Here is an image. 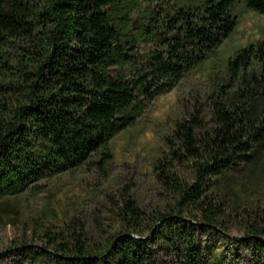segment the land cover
Segmentation results:
<instances>
[{"label":"trees","instance_id":"trees-1","mask_svg":"<svg viewBox=\"0 0 264 264\" xmlns=\"http://www.w3.org/2000/svg\"><path fill=\"white\" fill-rule=\"evenodd\" d=\"M186 1L0 0V204L91 160L109 162L114 137L233 32L234 5L264 15V0ZM227 76L239 91L211 99V124L189 114L165 138L168 156L154 172L172 206L144 216L128 199L123 229L104 243L91 247L72 222L55 241L46 233L51 249L23 245L28 264H151L160 241L179 264H208L201 236L228 238L214 179L253 163L264 144V37L229 59ZM185 164L191 182L174 172ZM238 218L242 234L230 243L264 264V209Z\"/></svg>","mask_w":264,"mask_h":264},{"label":"rangeland","instance_id":"rangeland-1","mask_svg":"<svg viewBox=\"0 0 264 264\" xmlns=\"http://www.w3.org/2000/svg\"><path fill=\"white\" fill-rule=\"evenodd\" d=\"M232 12L237 18L233 32L173 89L158 95L134 126L114 137L109 162L99 167L96 159L91 160L44 179L0 204V264H28L33 255L24 253L23 245L34 250L51 249L54 245L48 242L46 233L55 241L72 222L84 227L91 247L104 243L123 229L118 213L128 199L144 216L173 205V196L161 188L154 172L156 161L168 156L165 138L175 123L189 114L211 124V99L238 90L237 82L227 85V62L264 37V15L243 2L234 5ZM144 47L140 45V49ZM256 151L253 163L240 164L214 179L212 193L224 207L221 221L228 227V238L201 236L208 264H263L259 253L251 258L242 245L230 243V238L237 240L242 234L238 215L244 210L264 209V144ZM174 172L182 180L192 181L190 164L177 165ZM139 222L146 227V220ZM151 249V264H179L162 241L155 242ZM32 264L55 263L37 259Z\"/></svg>","mask_w":264,"mask_h":264}]
</instances>
